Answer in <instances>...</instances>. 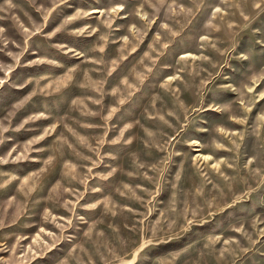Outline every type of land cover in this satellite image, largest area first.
Listing matches in <instances>:
<instances>
[{
	"label": "rangeland",
	"instance_id": "1",
	"mask_svg": "<svg viewBox=\"0 0 264 264\" xmlns=\"http://www.w3.org/2000/svg\"><path fill=\"white\" fill-rule=\"evenodd\" d=\"M0 264H264V0H0Z\"/></svg>",
	"mask_w": 264,
	"mask_h": 264
}]
</instances>
